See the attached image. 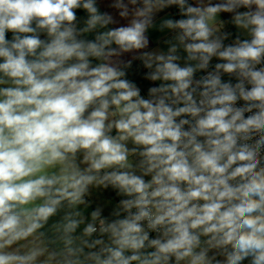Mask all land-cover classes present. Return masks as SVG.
<instances>
[{"label":"clouds","instance_id":"1","mask_svg":"<svg viewBox=\"0 0 264 264\" xmlns=\"http://www.w3.org/2000/svg\"><path fill=\"white\" fill-rule=\"evenodd\" d=\"M0 264H264V0H0Z\"/></svg>","mask_w":264,"mask_h":264}]
</instances>
